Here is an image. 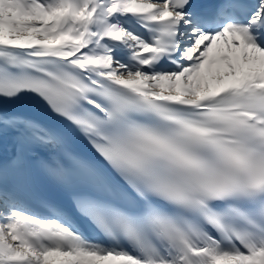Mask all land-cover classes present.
<instances>
[{
  "label": "snow or ice",
  "instance_id": "6c2138e0",
  "mask_svg": "<svg viewBox=\"0 0 264 264\" xmlns=\"http://www.w3.org/2000/svg\"><path fill=\"white\" fill-rule=\"evenodd\" d=\"M0 264H264V0H0Z\"/></svg>",
  "mask_w": 264,
  "mask_h": 264
}]
</instances>
